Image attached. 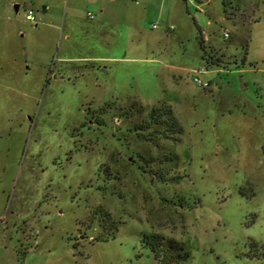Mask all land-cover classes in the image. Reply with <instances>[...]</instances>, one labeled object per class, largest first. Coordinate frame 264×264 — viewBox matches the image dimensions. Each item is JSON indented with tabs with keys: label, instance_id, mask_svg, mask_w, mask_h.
Instances as JSON below:
<instances>
[{
	"label": "rangeland",
	"instance_id": "obj_1",
	"mask_svg": "<svg viewBox=\"0 0 264 264\" xmlns=\"http://www.w3.org/2000/svg\"><path fill=\"white\" fill-rule=\"evenodd\" d=\"M186 1L0 0V264H264V0Z\"/></svg>",
	"mask_w": 264,
	"mask_h": 264
},
{
	"label": "trees",
	"instance_id": "obj_2",
	"mask_svg": "<svg viewBox=\"0 0 264 264\" xmlns=\"http://www.w3.org/2000/svg\"><path fill=\"white\" fill-rule=\"evenodd\" d=\"M224 4L226 8L231 6V0H224ZM227 13L229 14V17L232 14L228 11ZM200 45L203 51V60L206 61L207 66L210 67L220 65L221 59L218 56L210 55L208 53L203 35L200 38ZM153 127L157 128L156 133H159L167 140H175V136L182 132V127L179 125L173 111L164 107H154L151 109L149 111L148 119L145 120L144 123L133 127L131 131L138 134L139 137L149 138L144 134V132ZM165 158L168 159V157ZM162 159L163 158H161V164L163 165L164 160ZM143 241L145 242V245L149 246L156 258L163 264H184L189 257V253L187 252L185 245L175 238L165 237L159 233H151L149 235H145ZM24 254L22 256L23 261V258L25 257Z\"/></svg>",
	"mask_w": 264,
	"mask_h": 264
},
{
	"label": "built area",
	"instance_id": "obj_3",
	"mask_svg": "<svg viewBox=\"0 0 264 264\" xmlns=\"http://www.w3.org/2000/svg\"><path fill=\"white\" fill-rule=\"evenodd\" d=\"M90 17L93 18L92 15H90ZM26 19H27L28 21H30L31 23H37V22H36L37 17H36V14H35V12H34L33 10L27 12V14H26ZM157 27H158L157 25H154V26H153V28H157ZM223 36H224V38H225L226 40H228V39L230 38V32H229L228 30H224V32H223ZM196 83L199 84V85L202 86V87H205V88L209 86L208 83H203V82L201 81V79H199V78H196Z\"/></svg>",
	"mask_w": 264,
	"mask_h": 264
},
{
	"label": "crops",
	"instance_id": "obj_4",
	"mask_svg": "<svg viewBox=\"0 0 264 264\" xmlns=\"http://www.w3.org/2000/svg\"><path fill=\"white\" fill-rule=\"evenodd\" d=\"M114 1H118V0H114ZM134 1H136L137 2V0H134ZM146 1V0H145ZM96 2L100 5V7H105V0H96ZM184 2H185V4H186V0H184ZM105 4V5H104ZM138 4V3H137ZM19 7V6H18ZM19 9V8H18ZM18 11V10H17ZM43 11L44 12H46V14L50 11L47 7H45V8H43ZM105 12V10L103 9V10H101V13H104ZM36 24V23H35ZM139 24V23H138ZM37 25V24H36ZM67 38H69V37H67Z\"/></svg>",
	"mask_w": 264,
	"mask_h": 264
},
{
	"label": "water",
	"instance_id": "obj_5",
	"mask_svg": "<svg viewBox=\"0 0 264 264\" xmlns=\"http://www.w3.org/2000/svg\"><path fill=\"white\" fill-rule=\"evenodd\" d=\"M18 8H19V7H18V6H16V9H17V10H18Z\"/></svg>",
	"mask_w": 264,
	"mask_h": 264
}]
</instances>
